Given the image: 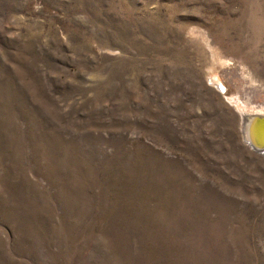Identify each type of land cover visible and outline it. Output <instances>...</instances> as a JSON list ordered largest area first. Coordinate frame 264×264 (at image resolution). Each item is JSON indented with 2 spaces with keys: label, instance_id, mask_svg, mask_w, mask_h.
I'll return each instance as SVG.
<instances>
[{
  "label": "rangeland",
  "instance_id": "374dc122",
  "mask_svg": "<svg viewBox=\"0 0 264 264\" xmlns=\"http://www.w3.org/2000/svg\"><path fill=\"white\" fill-rule=\"evenodd\" d=\"M229 97L264 110V0H0V264H264Z\"/></svg>",
  "mask_w": 264,
  "mask_h": 264
},
{
  "label": "water",
  "instance_id": "95a60500",
  "mask_svg": "<svg viewBox=\"0 0 264 264\" xmlns=\"http://www.w3.org/2000/svg\"><path fill=\"white\" fill-rule=\"evenodd\" d=\"M218 88L221 92L224 91V87L218 84ZM243 122H246L247 133L244 136L246 144L250 149L257 154H264V137L259 136L262 131H259V127L264 124V115L253 116L251 118H243Z\"/></svg>",
  "mask_w": 264,
  "mask_h": 264
},
{
  "label": "bare ground",
  "instance_id": "6f19581e",
  "mask_svg": "<svg viewBox=\"0 0 264 264\" xmlns=\"http://www.w3.org/2000/svg\"><path fill=\"white\" fill-rule=\"evenodd\" d=\"M218 84L216 81H214L213 83V86L214 88H218ZM222 93V92H221ZM235 97H229L231 103L233 105H231L234 110L237 112V114L239 115V120H240V130H241V135H242V141L243 143L245 142V139H244V136L246 135L247 133V130H246V125L247 123L246 122H243V118H251L253 116H259V115H264V110L262 108H256L255 107H246L244 106L242 103H240L238 100L234 99ZM238 99V98H237ZM228 103V102H227ZM230 104V103H229ZM249 106V105H248ZM259 131H262L259 136H263L264 137V124L261 125L258 129ZM246 143V142H245ZM248 145V144H247ZM249 147V145H248ZM264 156V154H262Z\"/></svg>",
  "mask_w": 264,
  "mask_h": 264
}]
</instances>
